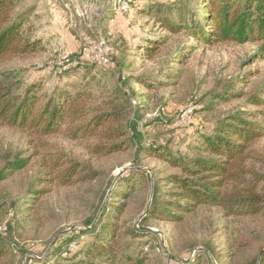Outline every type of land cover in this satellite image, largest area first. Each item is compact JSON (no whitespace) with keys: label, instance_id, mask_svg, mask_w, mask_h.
Masks as SVG:
<instances>
[{"label":"rangeland","instance_id":"1","mask_svg":"<svg viewBox=\"0 0 264 264\" xmlns=\"http://www.w3.org/2000/svg\"><path fill=\"white\" fill-rule=\"evenodd\" d=\"M14 1V17L29 21L25 38L38 39L42 46L0 63V74L13 92L23 94L37 85L44 103L62 91L91 92L92 109L116 113L111 127L123 132L113 141L70 140L0 128V167L6 158L30 159L24 170L0 184V235L11 251L0 264L45 262L62 245L69 243L74 250L76 241L88 243V223L94 226L116 205H124L122 231H149L131 246L134 255L146 257V264L187 263L196 256L205 258L203 264L259 262L264 217L224 218L217 208H201L182 223L144 221L155 183L163 187L177 173L151 150L194 157L202 138L213 135L229 115L264 111V106L249 103L255 95L264 100L259 46H207L184 30L173 34L164 28L165 23L188 22L191 15L202 21L206 0H140L130 2L125 13L116 10V0ZM100 39L111 49L107 67L85 54ZM77 67L84 68L60 76ZM113 144L122 150L108 156L93 153L95 145ZM253 149L252 162L264 172V138ZM54 153L75 160L85 180L68 187L50 183L54 176L44 161ZM138 171L145 176L135 179L140 181L136 192L122 200V181Z\"/></svg>","mask_w":264,"mask_h":264},{"label":"trees","instance_id":"2","mask_svg":"<svg viewBox=\"0 0 264 264\" xmlns=\"http://www.w3.org/2000/svg\"><path fill=\"white\" fill-rule=\"evenodd\" d=\"M136 1L140 2L130 0L131 4ZM204 6L202 21L191 15L188 22L181 21L178 26L165 23L164 28L173 34L184 30L207 46L256 44L258 53H264V0H206ZM15 8L14 0H0V63L11 57L32 54L42 46L38 39L25 38L29 21L23 15L14 17ZM81 68L84 67L68 68L60 76ZM91 94L80 91L73 95L62 91L44 103L37 85L23 94H16L0 74V128L40 138L59 135L70 140L113 141L119 138L123 129L118 131L111 127L116 113L95 112L89 105ZM249 103L264 106V100L257 95ZM263 138L264 111H237L219 123L213 135L202 138L200 145L195 147L194 157H171L168 153L151 150L152 156L167 162L177 173L164 180V186L168 187L165 191L162 190L164 186L155 183L144 221L182 223L187 215L201 208H217L224 218L264 217V172L252 162L256 158L253 145ZM92 149L98 156L122 150L116 144L95 145ZM29 162V158H6L0 167V184L24 170ZM44 166L48 174L54 176L50 183L68 187L85 180L80 165L64 154L49 155ZM144 174L138 171L122 181L125 182L120 192L122 200L131 198L140 182L135 179ZM123 207L116 205L111 211L105 210L94 226L93 221L88 223L92 227L89 229L92 240L88 243L71 240L76 249L69 250V243L65 247L62 245L54 250L51 258L35 264H146V257L134 255L131 246L133 240L147 238L149 231L142 227L122 231ZM9 248L0 235V261L10 254ZM261 252L255 264H264V250ZM204 261V257L196 256L191 262L176 264H203Z\"/></svg>","mask_w":264,"mask_h":264},{"label":"built area","instance_id":"3","mask_svg":"<svg viewBox=\"0 0 264 264\" xmlns=\"http://www.w3.org/2000/svg\"><path fill=\"white\" fill-rule=\"evenodd\" d=\"M116 10L128 12L130 10L129 0H116ZM111 49L106 40L100 39L97 43L89 45L85 49L87 57H91L92 61L101 67H107L111 64ZM69 61V60H68Z\"/></svg>","mask_w":264,"mask_h":264}]
</instances>
